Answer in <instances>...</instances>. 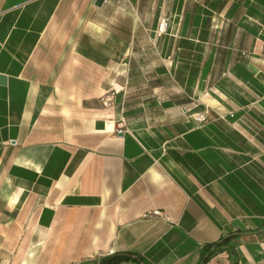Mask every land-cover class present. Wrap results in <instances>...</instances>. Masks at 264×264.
Instances as JSON below:
<instances>
[{"label":"crops","instance_id":"1","mask_svg":"<svg viewBox=\"0 0 264 264\" xmlns=\"http://www.w3.org/2000/svg\"><path fill=\"white\" fill-rule=\"evenodd\" d=\"M96 2L0 0V264H264V0Z\"/></svg>","mask_w":264,"mask_h":264},{"label":"trees","instance_id":"2","mask_svg":"<svg viewBox=\"0 0 264 264\" xmlns=\"http://www.w3.org/2000/svg\"><path fill=\"white\" fill-rule=\"evenodd\" d=\"M230 237L222 238L219 242L205 246L201 253V261L199 264L207 262L216 252L222 251L224 246H229ZM230 248V247H229ZM135 260L130 254L111 255L102 258L99 264H123Z\"/></svg>","mask_w":264,"mask_h":264},{"label":"built area","instance_id":"3","mask_svg":"<svg viewBox=\"0 0 264 264\" xmlns=\"http://www.w3.org/2000/svg\"><path fill=\"white\" fill-rule=\"evenodd\" d=\"M168 25H169V21L168 19H163L161 20L160 24H159V28H158V32L160 34H164L167 32V29H168ZM109 100L107 99L106 102H108ZM196 119L199 121V122H205L206 121V116L205 115H197ZM154 215H158V216H161L162 214L158 211L154 212Z\"/></svg>","mask_w":264,"mask_h":264},{"label":"water","instance_id":"4","mask_svg":"<svg viewBox=\"0 0 264 264\" xmlns=\"http://www.w3.org/2000/svg\"><path fill=\"white\" fill-rule=\"evenodd\" d=\"M104 0H97L96 5L101 6Z\"/></svg>","mask_w":264,"mask_h":264}]
</instances>
